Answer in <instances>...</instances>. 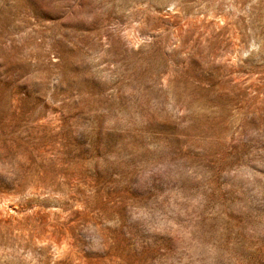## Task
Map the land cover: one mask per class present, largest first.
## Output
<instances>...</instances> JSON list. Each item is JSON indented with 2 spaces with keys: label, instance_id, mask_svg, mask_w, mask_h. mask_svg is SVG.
<instances>
[{
  "label": "rangeland",
  "instance_id": "374dc122",
  "mask_svg": "<svg viewBox=\"0 0 264 264\" xmlns=\"http://www.w3.org/2000/svg\"><path fill=\"white\" fill-rule=\"evenodd\" d=\"M0 264H264V0H0Z\"/></svg>",
  "mask_w": 264,
  "mask_h": 264
}]
</instances>
